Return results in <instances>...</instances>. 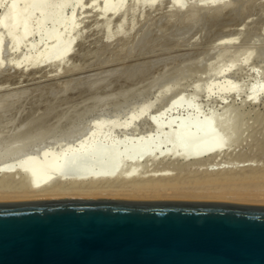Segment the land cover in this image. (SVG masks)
I'll list each match as a JSON object with an SVG mask.
<instances>
[{
	"label": "rangeland",
	"instance_id": "obj_1",
	"mask_svg": "<svg viewBox=\"0 0 264 264\" xmlns=\"http://www.w3.org/2000/svg\"><path fill=\"white\" fill-rule=\"evenodd\" d=\"M179 1L125 0L121 15L102 16V0H83L74 11V33L62 35L73 37L71 51L58 64L14 67L51 45L35 29L19 49L3 40L0 170L14 159L13 174L23 160L18 158L42 151L58 156L85 141L144 142L158 135L155 123L164 137L187 118L211 116L217 129L226 130L217 158L171 164L166 143L139 164L140 173L168 170L180 183L176 188L49 197L264 205V0H182L181 8ZM7 5L0 0V17ZM178 99L190 100L189 106L172 107ZM113 122L117 127L105 139ZM119 164L115 175L130 167ZM219 194L223 200L212 197ZM29 195L3 189L0 201L38 199Z\"/></svg>",
	"mask_w": 264,
	"mask_h": 264
},
{
	"label": "water",
	"instance_id": "obj_2",
	"mask_svg": "<svg viewBox=\"0 0 264 264\" xmlns=\"http://www.w3.org/2000/svg\"><path fill=\"white\" fill-rule=\"evenodd\" d=\"M86 159L71 157L63 166L70 170ZM0 264H264V205L0 201Z\"/></svg>",
	"mask_w": 264,
	"mask_h": 264
},
{
	"label": "bare ground",
	"instance_id": "obj_3",
	"mask_svg": "<svg viewBox=\"0 0 264 264\" xmlns=\"http://www.w3.org/2000/svg\"><path fill=\"white\" fill-rule=\"evenodd\" d=\"M82 1L83 0H8V7L3 16L0 17V47L2 48V41L7 40V42L10 41V45H8L9 47L11 46L10 49L21 48L20 46L23 41L27 38L29 39V36H33L31 34H33L34 29L35 32L39 34L40 39H48L51 43V45H47L49 46L48 49H43V52H37V54L31 57L27 55L21 57L18 62L14 63V67L25 66L35 68L46 62L49 63L54 61V63H57L61 62L64 58L66 59L67 53L71 51L70 48L74 40H71L73 37L69 38L70 36L64 39L66 36L64 35L63 37L62 35L66 32L74 33L73 30L76 28L74 11L79 8ZM147 1L150 2V0H146V2ZM207 1L209 4L218 3V0ZM101 5L103 12L102 16L106 13L110 14V12L112 14H120L122 8L124 9L125 0H102ZM68 7H71L72 10L70 11V15L65 17V10ZM178 7H182V0L179 1ZM219 7L223 8L221 6ZM32 25H34V27H32ZM37 44L38 42H36L35 46H37ZM2 65H4V63L0 61V67H2ZM189 101L188 99H178L172 104V107H188ZM115 124H117V122H113V124L111 123L110 126H108V134L105 132L106 130L104 131L106 133L105 139L109 138L110 132L117 127ZM99 126L101 125L99 124ZM154 127L158 135L144 142L136 140L130 143L125 140L123 142L119 141L107 144L102 142L99 138L100 140H98V142L95 141V143L93 141L94 144L90 141L80 143V145L76 147L77 149L74 148V146H69L70 149L58 156L50 154L47 151H42L36 156H33L34 158H29L28 156H24V158L17 157L19 160H23L17 164V169L13 174H11L13 170L10 169L13 167H10V165L15 160L11 159L14 160L11 162L9 159V164H5L6 166L1 167L4 175H2V177L0 176V190L12 189L26 195L31 194L29 196H36L39 199L42 197L54 196L55 194H108L110 192H118L116 190L122 189L116 188L122 187H125L124 191L131 195L144 191L156 192L158 189L176 188L180 183L170 178L171 174L168 170L162 169L160 171L140 173V162L150 157L152 155L151 153L162 144L166 143L169 144L170 147L167 154L170 155L171 164H174L176 160H182L183 162L195 161L200 163L209 158H217L220 155L219 150L224 148L226 144V130L217 129L218 126L211 116L205 117L202 121L190 120L187 118L175 131L167 133L164 137L159 136L163 127L161 123H155ZM198 127L199 129L207 127L209 131L201 133L198 131ZM50 150H52V148ZM96 155H100L99 160H96ZM75 156H86L87 161L79 162L77 166L70 170L66 167L64 168L63 162ZM15 162L18 163L19 161ZM120 162H126L130 167L122 174H117V171V175H115L113 173H115L116 168L120 166V164L118 165ZM220 181L221 180H216L212 182V185L215 184V186H218ZM118 183L120 185H117ZM212 197L223 200L220 198L223 197L221 194Z\"/></svg>",
	"mask_w": 264,
	"mask_h": 264
}]
</instances>
